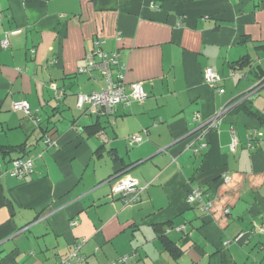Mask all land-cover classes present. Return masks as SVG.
Wrapping results in <instances>:
<instances>
[{"label":"crops","instance_id":"1","mask_svg":"<svg viewBox=\"0 0 264 264\" xmlns=\"http://www.w3.org/2000/svg\"><path fill=\"white\" fill-rule=\"evenodd\" d=\"M95 39L119 53L125 92L145 93L99 118L76 105L103 86L78 72ZM21 99L54 144L11 108ZM21 144L0 153L2 169L34 160L0 176V264H58L74 245L71 264H264V0H0V146ZM121 173L147 184L138 201L112 192Z\"/></svg>","mask_w":264,"mask_h":264},{"label":"built area","instance_id":"2","mask_svg":"<svg viewBox=\"0 0 264 264\" xmlns=\"http://www.w3.org/2000/svg\"><path fill=\"white\" fill-rule=\"evenodd\" d=\"M20 30H10L5 31L4 37L1 41L3 47L8 46V36L11 34H16ZM101 39H95L93 41V50L86 55V63L78 69L79 73L93 74L95 72L99 73L103 81V86L96 91L91 93H79L77 94L76 104L78 107H82L84 104L88 106L91 112L97 113L99 115H110L113 112L114 107L119 103L129 104L131 99L142 100L145 97L144 90L140 82L129 83L130 92H125L126 81L124 79L123 71L124 66L120 65L119 53L117 51L104 52L101 49L102 44ZM114 68L117 69L114 74ZM205 80L214 87L218 92H222L223 89L220 86L221 77L211 68L206 67L203 71ZM11 108L13 110H21L26 114L30 113L29 104L26 100H17L12 102ZM217 116L209 121V126L216 124ZM236 135L232 133V139L230 143L231 149L234 148L236 144ZM143 141V136L140 134H131L127 137V144L132 146L139 144ZM45 142L52 144L53 142L49 137L46 136ZM205 143L199 144V146H194L192 141H189L187 147H189L194 153L199 150V148L204 147ZM33 159L30 156L17 157L11 160V165L5 170L11 176L22 178L28 176L33 171ZM0 166V175H1ZM116 180L112 185V192L118 193L123 199L125 204H131L139 200V191L146 187V185H139L136 179L128 177L126 175H116ZM229 177L225 175L223 177L224 182H227ZM201 192L198 189L193 190L187 196V202H192L195 199H199ZM207 209L208 206L205 205ZM227 211V209L225 210ZM182 227H178L181 229ZM228 241L225 242L227 244ZM79 245H74L71 252L64 258L60 260L59 264H68L72 261L82 260V256L78 254ZM128 258L127 255L121 256L117 261L112 262V264H121Z\"/></svg>","mask_w":264,"mask_h":264},{"label":"trees","instance_id":"3","mask_svg":"<svg viewBox=\"0 0 264 264\" xmlns=\"http://www.w3.org/2000/svg\"><path fill=\"white\" fill-rule=\"evenodd\" d=\"M248 62V59H244L242 62H241V64H243V63H247ZM62 92V91H61ZM24 100V99H23ZM27 101V100H26ZM76 101H77V97H76ZM77 105V104H76ZM78 107V106H77ZM29 108H30V106H29ZM78 108H80V109H84V111L86 112V113H88V114H90V115H94L96 118H99V117H102V116H108V115H99V114H97V113H94V112H91V110H89L88 109V106L86 105V104H84L82 107H78ZM24 112V111H23ZM25 113V112H24ZM26 114V113H25ZM27 115V117H28V119L31 121V123L35 126V127H38V128H40V130H41V132H42V140L44 141V143H46L45 142V138H46V136L47 137H49V135H48V132H49V122H47L48 121V119H46L47 121H46V123H45V125H43V123H44V120H42V118H41V116H40V114L38 113V109H36V110H32L31 108H30V113L29 114H26ZM47 134V135H46ZM50 138V137H49ZM50 140L53 142L52 144H54L55 143V141L53 140V139H51L50 138ZM47 145H50V144H48V143H46ZM51 144V145H52ZM6 148H8V149H12V150H22V151H25V149L23 148V145L21 144V145H18V146H13V147H3V146H0V153L1 154H3V153H7L8 151H7V149ZM22 156H30V155H28V154H24V155H22ZM22 156H20V157H22ZM30 157H32V156H30ZM17 158V157H16ZM14 159V158H13ZM32 159H33V157H32ZM12 160V159H11ZM11 160H9L8 162H9V166L7 167V168H9L10 167V165H11ZM33 164H34V160H33ZM0 166H1V171H2V173H1V175H3V174H5L6 172H5V170L7 169H2V163L0 162ZM33 170H34V168H33ZM32 173V172H31ZM30 173V174H31ZM29 174V175H30ZM116 174V173H115ZM0 175V176H1ZM184 228H181V229H178V227H177V230H183ZM165 237V235H161V238H164ZM165 242H166V246H167V249L169 250V252L171 253V254H174L177 250H178V248H177V246H176V244H175V242H173L172 240H170V239H168L167 237H165ZM78 254L79 255H81L82 256V260H80V261H77V262H82V261H84V256L82 255V254H80L79 253V250H78ZM127 256H128V258L123 262V263H121V264H124L130 257H131V255H129V254H126ZM121 256H123V255H121ZM120 256V257H121ZM120 257H118L117 259H115L114 261H112V262H115V261H117ZM61 260V259H60ZM73 262V261H72ZM72 262H70V263H68V264H71ZM59 263H60V261H59ZM58 263V264H59Z\"/></svg>","mask_w":264,"mask_h":264},{"label":"water","instance_id":"4","mask_svg":"<svg viewBox=\"0 0 264 264\" xmlns=\"http://www.w3.org/2000/svg\"><path fill=\"white\" fill-rule=\"evenodd\" d=\"M122 174V173H121Z\"/></svg>","mask_w":264,"mask_h":264}]
</instances>
